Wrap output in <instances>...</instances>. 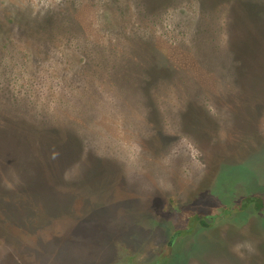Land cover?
<instances>
[{
    "label": "rangeland",
    "instance_id": "374dc122",
    "mask_svg": "<svg viewBox=\"0 0 264 264\" xmlns=\"http://www.w3.org/2000/svg\"><path fill=\"white\" fill-rule=\"evenodd\" d=\"M0 264H264V0H0Z\"/></svg>",
    "mask_w": 264,
    "mask_h": 264
},
{
    "label": "clouds",
    "instance_id": "9594fccd",
    "mask_svg": "<svg viewBox=\"0 0 264 264\" xmlns=\"http://www.w3.org/2000/svg\"><path fill=\"white\" fill-rule=\"evenodd\" d=\"M185 148H188L189 151L185 152ZM138 151L139 150L137 149L136 153L129 154L127 160L125 161V178L130 183L144 175V169L139 163ZM185 155L189 158L179 169L178 179L187 182L193 171L201 170L203 168V164L197 159L198 153L192 149L191 145L186 141H182L180 144L172 147L168 154L160 159L159 163L167 168L172 165V162L177 156L183 157ZM8 186L11 187V185ZM156 186L161 191H171L173 189V185L167 177H159L156 181ZM180 219L183 220L184 217L181 216ZM241 248L246 249L248 252L254 251L251 243L247 241L235 244L232 251L240 255Z\"/></svg>",
    "mask_w": 264,
    "mask_h": 264
},
{
    "label": "trees",
    "instance_id": "16d2710c",
    "mask_svg": "<svg viewBox=\"0 0 264 264\" xmlns=\"http://www.w3.org/2000/svg\"><path fill=\"white\" fill-rule=\"evenodd\" d=\"M148 73H149V71H148ZM153 78H154V77H152L151 81H154L155 78H154V79H153Z\"/></svg>",
    "mask_w": 264,
    "mask_h": 264
},
{
    "label": "flooded vegetation",
    "instance_id": "af4514ba",
    "mask_svg": "<svg viewBox=\"0 0 264 264\" xmlns=\"http://www.w3.org/2000/svg\"><path fill=\"white\" fill-rule=\"evenodd\" d=\"M176 234V233H175ZM177 234L179 235L180 234V232H177Z\"/></svg>",
    "mask_w": 264,
    "mask_h": 264
}]
</instances>
